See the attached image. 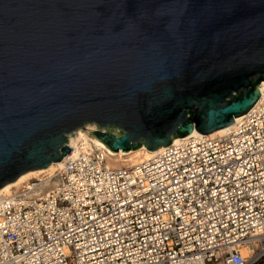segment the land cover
I'll use <instances>...</instances> for the list:
<instances>
[{"label":"water","instance_id":"95a60500","mask_svg":"<svg viewBox=\"0 0 264 264\" xmlns=\"http://www.w3.org/2000/svg\"><path fill=\"white\" fill-rule=\"evenodd\" d=\"M264 82V0H0V189L70 153L234 125Z\"/></svg>","mask_w":264,"mask_h":264},{"label":"built area","instance_id":"2783aa9c","mask_svg":"<svg viewBox=\"0 0 264 264\" xmlns=\"http://www.w3.org/2000/svg\"><path fill=\"white\" fill-rule=\"evenodd\" d=\"M258 91L221 137L190 135L121 168L88 149L1 196L0 264H264Z\"/></svg>","mask_w":264,"mask_h":264},{"label":"bare ground","instance_id":"6f19581e","mask_svg":"<svg viewBox=\"0 0 264 264\" xmlns=\"http://www.w3.org/2000/svg\"><path fill=\"white\" fill-rule=\"evenodd\" d=\"M241 118L242 116L235 118L233 121L234 125L218 130L208 135L207 137L215 138V137L223 136L224 134L230 132L235 127V124L240 121ZM93 131L95 130L94 129H89L88 131L78 130V131H75L73 134L69 135L68 136V147L70 148V153L68 155H66L60 162L53 163L46 169L28 172L20 176L15 182L5 185L4 187L0 189V197L4 195H8L13 190L19 189L20 187L23 186L24 183H26L30 179H35L40 176H47V177L52 176L58 169L62 167L67 157L71 155H76L78 152H81V151H87L88 149H93V148H99V149L104 148L107 151V159L109 158L110 160L115 162V164H118L120 166L132 167L141 162L151 159L158 151L164 148L162 147V148H159L158 150L150 152L142 147L133 152L123 153L119 151L117 153H114L108 150L100 141H98L97 139L89 135V133H92ZM191 135L199 136L200 134L194 131L191 133ZM181 139L183 138H176L171 142V144L178 142ZM107 166L111 167L109 165Z\"/></svg>","mask_w":264,"mask_h":264},{"label":"rangeland","instance_id":"374dc122","mask_svg":"<svg viewBox=\"0 0 264 264\" xmlns=\"http://www.w3.org/2000/svg\"><path fill=\"white\" fill-rule=\"evenodd\" d=\"M89 129H94V130H96V126L95 125H93V124H87V125H85L83 128H81V129H79V130H82V131H88ZM78 131V130H77ZM131 152H133V151H131ZM107 165H109V166H111V167H113V168H121L122 166H120V165H118V164H115V162H113L112 160H110L109 158L107 159ZM42 177H44V176H40V177H38V178H35V179H40V178H42ZM47 177V176H46ZM30 180H32V179H30ZM28 182V181H27ZM26 182V183H27ZM26 183H24V184H26ZM23 184V185H24ZM21 188V187H20ZM18 190V189H17ZM14 191V190H13Z\"/></svg>","mask_w":264,"mask_h":264}]
</instances>
